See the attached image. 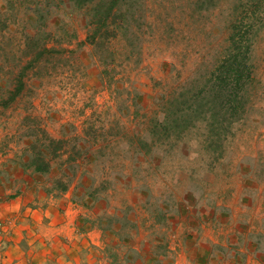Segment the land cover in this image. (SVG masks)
Listing matches in <instances>:
<instances>
[{"label":"rangeland","instance_id":"obj_1","mask_svg":"<svg viewBox=\"0 0 264 264\" xmlns=\"http://www.w3.org/2000/svg\"><path fill=\"white\" fill-rule=\"evenodd\" d=\"M13 2L0 0L3 12L12 15L11 28L17 29L24 19L30 29L29 16L40 9L45 29L53 32L48 46H55L59 53L53 54L48 73L29 74L26 91L0 117V148L8 151L0 153V172L8 169L5 160L17 151L16 138L29 128L22 123L28 114L35 118L28 125L39 124L53 137L88 125L107 130L119 124L122 133H128L123 138L152 141L156 137L144 131L149 119L161 120L165 112L169 118L185 113L188 119L179 132L157 137L178 138L172 147L156 149L151 157L134 164L126 161V169L120 172L126 177L116 181L113 172L110 190L92 210L79 203L86 216L94 213V220L100 218L105 228L111 226L119 230V236L132 237L131 242L119 240L116 245L115 231L102 232L101 264H148L145 248H150L146 241L151 238L168 243L172 253L166 264H241L247 244L255 242L256 233H264V0H141L134 7L136 23L129 21L138 32L132 44L140 47L139 63L133 59L120 67L117 57L110 63L117 65L111 84L104 65L85 43L93 31L87 25L88 9ZM235 30H248L251 76L243 80L240 106L231 111L223 129L220 118L210 123L201 109L190 118L195 89L189 88L197 83L200 67L213 62ZM123 45L121 39L113 48L124 53ZM115 80L130 90L119 95ZM136 92L141 97L137 118L132 105ZM116 160L122 167L123 160ZM131 166L140 167L139 176L131 175ZM100 170L94 172L96 177L103 174ZM13 174H0L1 199H10L23 187L24 182L13 181ZM57 174L55 168L45 177L22 176L31 184L37 179L45 186ZM158 206L168 210L169 219L151 229L150 214ZM133 210L141 220L138 232L129 229L127 222Z\"/></svg>","mask_w":264,"mask_h":264},{"label":"trees","instance_id":"obj_2","mask_svg":"<svg viewBox=\"0 0 264 264\" xmlns=\"http://www.w3.org/2000/svg\"><path fill=\"white\" fill-rule=\"evenodd\" d=\"M14 1L13 3L20 5L34 3L39 6L45 2L52 3V5L58 3L56 6L60 3L69 4L77 9H88L89 20L87 25L90 24L93 31H89L85 43L93 48L98 62L104 65L103 73L107 76L109 84L114 82L117 72V67H115L117 65L112 64L110 66V63H114L117 57L120 58L118 59L120 67L125 61H132L133 59H135L136 64L139 63L141 50L139 45H133L132 42L138 35V32L134 30L136 23L134 7L141 0ZM123 8L124 10H122ZM3 9L4 7L0 6V117L26 91L29 74L31 72L32 75L48 73L50 70L48 65L53 62V54L59 53L55 46H48L49 41L54 39L53 32L45 29L47 28L46 18L40 9L29 16V19L33 21L30 29L26 26L24 19L20 21L17 29L11 28L12 15H7ZM34 17L37 19L35 20ZM14 18L17 21L16 14ZM129 21H133L134 24L132 25ZM247 33L248 30L246 32L235 30L230 34L227 46L222 52L215 55L213 62L210 61L200 67L197 83L189 88V91L195 89L193 92L195 95L191 96V100L194 97L193 102L189 106L190 118H193L195 113L201 109L206 119L211 120L210 123L220 118L218 124L221 128H226L224 124L229 120L231 111H236L240 106L242 82L243 80L247 81L251 76L249 63L251 44L250 39H247V42L245 40ZM121 39L126 43L123 45L124 53L117 52L113 48L114 42ZM115 81V88L119 95L130 90L122 81L123 85H120L119 80ZM176 101L175 99L172 105L176 104ZM132 105L134 106V116L137 118L141 108V97L138 92L134 93ZM206 106L207 109L204 110L203 107ZM29 108L30 106L26 108L27 111ZM31 117L35 119L31 114L23 118L22 123L29 128L23 130L19 138H16L17 151L13 157L5 160V163H8L6 167L8 169L0 172V174L13 173L17 169H21L24 173L45 177L51 175L53 169L56 168L58 174L51 178L49 191L64 194L72 189L73 200L82 203L83 207L91 210L110 190L112 184L110 176L113 172H116L113 177L114 180L121 181L122 178L126 177L124 173H120L126 169V161L134 164L142 161L143 158L151 157L156 149L168 150L178 138H157L158 135L179 132L183 128V123L186 122L185 119H188L182 112L174 113L172 118H169L168 112H165L164 118L161 120L158 118L149 119L144 131L156 137L150 141L148 138L142 137L123 138L128 133H122L123 129L119 124L107 130L103 127L88 125L79 132H63V136L53 137L39 124L32 127L28 125L31 124L29 123ZM11 140L12 138L9 139V141ZM9 151L13 152L12 148ZM7 152H2L0 148L1 155H5ZM119 157L123 160L122 167L117 166L116 159ZM101 166L102 170L99 168ZM131 168H134L131 175L133 177L139 176L140 167L131 166ZM96 170L103 171V174L96 177L94 175ZM19 193L20 189L18 188L8 198L15 197ZM144 196H148L147 192ZM151 213L150 218L154 220L150 224L151 229L155 228L154 225L164 224L165 220L169 219L168 210L164 212L160 206ZM140 221L139 216L133 210L127 218V222L131 224L129 229L134 228L135 232H138L141 225V223L139 224ZM92 225L98 227L103 233H107V229L115 231V235L119 237L116 245L132 240L129 235L119 236L117 228L115 230L111 226L105 228L100 218L93 220ZM263 237V233H256V247L264 246ZM146 242L150 247L149 249L145 248V251L149 252L148 258L146 257L148 264H166L169 254L172 253L168 243H164L163 239L159 240L158 238H151Z\"/></svg>","mask_w":264,"mask_h":264},{"label":"crops","instance_id":"obj_3","mask_svg":"<svg viewBox=\"0 0 264 264\" xmlns=\"http://www.w3.org/2000/svg\"><path fill=\"white\" fill-rule=\"evenodd\" d=\"M23 174H13V181L24 182L20 193L0 198V264H101L105 243L92 225L94 213L86 216L72 189L50 192V185L31 184ZM243 253L241 264H264L263 245L250 240Z\"/></svg>","mask_w":264,"mask_h":264}]
</instances>
